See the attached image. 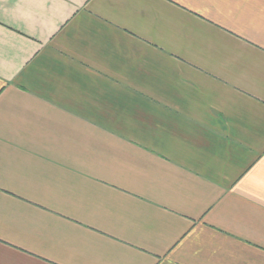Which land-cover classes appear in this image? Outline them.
<instances>
[{"label":"crops","instance_id":"1","mask_svg":"<svg viewBox=\"0 0 264 264\" xmlns=\"http://www.w3.org/2000/svg\"><path fill=\"white\" fill-rule=\"evenodd\" d=\"M0 264H264V0H0Z\"/></svg>","mask_w":264,"mask_h":264}]
</instances>
